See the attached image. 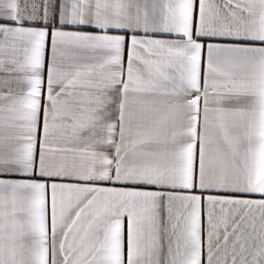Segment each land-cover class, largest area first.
Returning a JSON list of instances; mask_svg holds the SVG:
<instances>
[{"label":"snow or ice","instance_id":"obj_1","mask_svg":"<svg viewBox=\"0 0 264 264\" xmlns=\"http://www.w3.org/2000/svg\"><path fill=\"white\" fill-rule=\"evenodd\" d=\"M0 73V264H264V0H0Z\"/></svg>","mask_w":264,"mask_h":264},{"label":"crops","instance_id":"obj_2","mask_svg":"<svg viewBox=\"0 0 264 264\" xmlns=\"http://www.w3.org/2000/svg\"><path fill=\"white\" fill-rule=\"evenodd\" d=\"M85 30H89V29H85ZM125 59H126V57H125ZM0 75H5V74L0 73ZM237 195L242 196V197L245 196V194H237ZM246 198H259V197L253 195V196H249V197H246ZM125 227H126V220H125Z\"/></svg>","mask_w":264,"mask_h":264}]
</instances>
